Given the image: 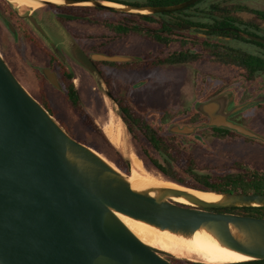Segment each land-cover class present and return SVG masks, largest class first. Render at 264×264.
<instances>
[{"label": "water", "instance_id": "95a60500", "mask_svg": "<svg viewBox=\"0 0 264 264\" xmlns=\"http://www.w3.org/2000/svg\"><path fill=\"white\" fill-rule=\"evenodd\" d=\"M29 1L40 6L87 4L152 14L181 10L199 0L169 5L110 0ZM30 19L42 31L36 18ZM10 28L15 31L13 25ZM235 30L264 43L261 36ZM66 35L72 57L94 74L102 87L103 76L94 59L131 58L102 53L89 56L73 35ZM51 45L54 53L62 57L54 41ZM41 71L53 85L61 86L55 71L48 67ZM103 88L126 124L114 95ZM217 104L212 100L203 106L211 112ZM208 125L264 141L262 135L219 112L212 114ZM197 128L178 130L191 132ZM124 155L131 171L132 160L127 153ZM182 186L212 193L215 198L204 199L188 189L171 186L134 187L128 173L64 129L22 84L0 53V264H177L171 258L188 259L143 241L123 216L177 236L200 235L205 242L242 255L245 260L264 259V216L214 210L264 206V192Z\"/></svg>", "mask_w": 264, "mask_h": 264}, {"label": "rangeland", "instance_id": "374dc122", "mask_svg": "<svg viewBox=\"0 0 264 264\" xmlns=\"http://www.w3.org/2000/svg\"><path fill=\"white\" fill-rule=\"evenodd\" d=\"M136 1L143 3L148 0ZM208 4L221 5L215 10L218 14L256 24L264 36V18L256 14V11L264 10V0H203L198 6ZM30 8L31 6L26 5L16 7L8 0H0V53L22 84L49 110L64 129L97 150L123 172L131 173L124 154L130 156L133 166L131 154L134 152L147 174L163 181L175 182L172 180L179 179L185 181L180 184L186 186L195 182L196 174L208 175L210 181H219L223 175L240 171L242 167L264 173V141L249 138L235 131L221 134L211 129H203V124L191 125L198 126L196 130L200 131L197 132V137L185 134L174 136L167 131V124H157L158 119L162 117L170 120L172 116L191 109L195 99L202 94L201 81L207 83L217 79L223 82V87L235 82L243 83L242 86L247 87L243 98L254 97L248 105L262 102L261 105L253 107L251 114H248V111L244 113L243 121L248 128L264 137V98L252 103L264 96V92L255 96L257 88L264 83L262 78L246 80L241 75L245 73L243 69L220 63L208 50L204 57L190 64L155 66L150 61L151 57L157 55L165 57L169 52L187 46L177 41L165 45L146 34L119 35V31L115 33L107 30L105 26L108 23L113 26L120 20L119 14L86 7L88 8L86 13L90 18L68 21L69 28L82 38H97L99 42L104 41L101 44L105 42L108 44L98 45L99 49L108 50L113 55L136 54L142 57L143 61L140 63L122 62L113 66L107 65V77L115 80V86L110 87L103 78V87L110 89L117 102L119 99L123 105L128 106L131 113L139 117L141 122L160 126L159 131L168 138L165 147L172 156L170 163H166L142 132L139 131L136 137L129 130L116 114L112 99L105 93L97 77L88 69L75 60L67 64L68 71L74 72L73 82L81 96L79 106H74L68 100L63 88H58L48 81L40 67L45 66L48 53L53 51L23 19V14ZM43 9H48V6H42L41 10ZM3 17H7L13 27L20 30L23 35L14 34ZM173 19L180 23L183 20L181 16ZM109 34L110 38L104 36ZM197 48L201 50V46L198 45ZM63 79L65 81L64 77ZM133 84L138 87L134 88ZM112 116L117 118L123 130V137L125 136L120 145L112 142L104 131V126L110 123ZM151 157L160 161L170 175L156 167ZM171 259L177 264H190L188 261H194L192 258Z\"/></svg>", "mask_w": 264, "mask_h": 264}, {"label": "flooded vegetation", "instance_id": "af4514ba", "mask_svg": "<svg viewBox=\"0 0 264 264\" xmlns=\"http://www.w3.org/2000/svg\"><path fill=\"white\" fill-rule=\"evenodd\" d=\"M110 1H117V2H122V3H128V4H133V5H160L157 3H154L153 0H148L146 2H139L136 0H110ZM197 3V2H196ZM193 4L192 6H194ZM187 7L189 8L188 11L185 12V14H180L176 13V11H169V12H158V13H152L157 15L158 19L161 18L159 21H146L139 16H131V15H126L125 13H135V12H125V11H119V12H124L123 14H119L121 16L120 20L113 26L111 24H107L105 27L109 31H113L119 35H128L131 33L135 34H146L148 36L153 37L156 41L159 43L169 45L174 41L181 42L183 41V44L186 45L187 49L194 48L195 42L199 43V46H201V50L198 51L200 54V57L197 59H201L202 57L205 56L206 51L210 53L212 57L216 59V55L222 48L221 46V40L223 39L222 35L219 33V31H222L223 27L213 25L214 21L210 20L207 21V18L209 16L215 15L214 17H222L224 15L218 14L215 12L216 9H219L221 5H214V4H208L202 7ZM86 7H93V9H96L94 5H87V4H72V5H48V9H43L41 10L42 6L40 7H31L30 9L27 10L25 14H23V19L25 22L29 25H31L35 31L39 34V36L43 39L45 43L48 44V46L52 49L53 47L51 45V42L54 41L55 44L60 48L62 51V57L55 54L54 51L52 53H48L47 55V60L45 63V66H41L40 70L42 68H50L52 71H55L57 73L58 79L60 81L61 86L58 88H63L65 85L64 83L66 82V73H73L70 70L68 71L67 69V64L68 62L75 60L70 52L68 51V46H69V40L67 37V33H71L76 41L80 44L82 49L89 55L91 56L92 54L96 53H102V54H107V55H113L111 52L108 50H102L99 49L98 45H103L107 46L108 44L102 40L101 42L98 41L96 38H90V37H84L82 38L79 36L76 32L72 31L69 26H68V21H74V20H81L84 18H90L88 16L87 9ZM101 8V7H100ZM106 9V8H103ZM185 9V8H184ZM98 10V9H96ZM107 10H112V9H107ZM102 12H107L111 13L106 10H99ZM118 11V10H114ZM259 11H264V10H259ZM173 12V13H171ZM164 13V14H163ZM117 14V13H114ZM135 14H142V13H135ZM161 14V15H160ZM256 14L259 15L261 18H264L262 15L259 14L258 11H256ZM22 15V13H21ZM30 16H34L37 20V22L41 25L42 31H40L36 26L33 24V22L30 19ZM164 16V17H163ZM176 16H181L183 18L182 22H177L178 20L173 19V17ZM227 17V16H225ZM230 18V17H228ZM233 19V18H230ZM3 20L5 23H7L8 27L10 28V25H12L7 17H3ZM180 20V21H181ZM162 23H165L167 25L166 28L162 27ZM253 26H250V31L246 32L243 30V25L240 24L239 22H234V25H229L226 26L225 28L228 30H231L233 32L239 33L238 30L241 32L247 33V34H254L257 36H261L264 38V36L261 35V28L257 26L256 24L249 23V22H244ZM137 25H145L149 30L146 32H140L135 30L133 27ZM255 25V26H254ZM122 26L128 28V29H123ZM178 27V28H176ZM11 29V28H10ZM15 29V28H14ZM171 29V30H169ZM11 31L16 34V35H23V33L15 29ZM154 31L158 33V37L154 36ZM215 31L216 33H213ZM182 33H188V35H183ZM111 34V33H110ZM104 35L108 38L111 37V35ZM116 35V34H114ZM242 35V34H241ZM188 36V37H186ZM244 36V35H242ZM202 37V38H201ZM246 37V36H244ZM248 38V37H247ZM212 40V39H218V42H213L212 46H205V40ZM250 39V38H249ZM207 40V41H208ZM252 40V39H251ZM206 41V42H207ZM256 41V40H254ZM226 42L232 46H238L237 43L238 41L233 39L231 36L230 38H226ZM259 42V41H257ZM232 43H235L233 45ZM262 43V42H261ZM264 44V43H263ZM189 45V47H188ZM97 46V47H96ZM182 50V49H180ZM177 50V51H180ZM172 52H169L165 57L162 56H155L151 57L152 59L150 60L155 66H160V65H183V64H190L193 63L194 61L190 62H185V63H178V64H168L162 62L166 57L171 55ZM117 54H122V53H117ZM124 54V53H123ZM127 56H130V60H124V61H111V60H102V59H94L95 65L98 67L100 70L104 80L109 84L110 87L113 88L115 86V83L113 79H108L107 73H106V67L107 65L113 66L116 63H140L143 61L142 57L136 54H124ZM195 60V61H197ZM217 60V59H216ZM76 61V60H75ZM219 61V60H218ZM79 63L78 61H76ZM220 62V61H219ZM222 64H226L223 62H220ZM81 66H83L81 63H79ZM231 66H236L232 64H228ZM84 67V66H83ZM86 68V67H85ZM238 69H243L245 73H241L242 76L245 77L246 80L248 81H253L258 78H262L264 80V73L261 72L255 76H250L249 72L240 67L236 66ZM87 69V68H86ZM44 75V74H43ZM65 78V81L63 79ZM74 77V76H73ZM73 80V78H72ZM49 81V80H48ZM206 81V80H205ZM50 82V81H49ZM51 83V82H50ZM243 83L240 84V82H235L232 83L228 86L223 87V82L221 80L215 79L214 81H209L205 83L203 80L200 83V91L202 94H200L194 101V103L191 105V109H187L183 111L181 114H177L172 116V118L169 120L165 119V117L158 119V123L162 124H167V131L171 133L174 136H178L181 134V136L185 135H193L197 137V132L200 130H193L191 132H183L178 130V128L182 127H192L191 125H196V124H203L204 128L203 129H211L215 132L221 133V134H228L231 133L232 131L223 127H217V126H210L208 123L212 121V114H217L218 112L221 113L222 115L226 116L228 120H231L233 122H237L241 125H245L243 121V116L244 113L251 114V111H253V107L257 105H261L262 102H259L258 104H253V105H247L251 102V100L254 98L250 99H244L245 91L247 87L242 86ZM55 86V85H54ZM134 88L138 87L136 84H133ZM256 91V95H259L261 92H264V83L263 85H260ZM203 97V98H202ZM243 98V99H242ZM216 100L218 101L217 104V109L215 107V110H212L211 112H208L206 110V107L203 106L208 101ZM156 123V122H155ZM152 128L157 133V139L164 144L166 140H168L167 136L160 132V126H155L154 124L151 125ZM247 127V126H246ZM220 130H229L230 132H224ZM252 130V129H251ZM254 131V130H253ZM199 138H201L199 136Z\"/></svg>", "mask_w": 264, "mask_h": 264}, {"label": "trees", "instance_id": "16d2710c", "mask_svg": "<svg viewBox=\"0 0 264 264\" xmlns=\"http://www.w3.org/2000/svg\"><path fill=\"white\" fill-rule=\"evenodd\" d=\"M185 0H153L154 3L160 5H169L180 3ZM203 0H199L192 7H197L200 2ZM199 7V6H198ZM98 10H106L111 13L123 14L124 12L107 10L100 7H95ZM189 8L177 10L176 13L185 14ZM260 15L264 17V11H258ZM173 13V12H171ZM126 15L131 16H139V18L146 21H159L161 18H157L158 16L155 14H135V13H125ZM164 14V13H163ZM161 15V14H160ZM215 15L209 16L207 21L213 20V25H217L223 27L222 31L219 33L222 35L223 39L221 40L222 48L216 55V59L220 62L226 64H232L236 66H240L246 69L250 76H255L261 72L264 73V44L261 42H257L251 40L247 37L242 36L239 33L233 32L231 30L226 29V26L234 25V22H239L243 25V30L249 32L250 24L239 21L238 19H230L228 17H214ZM164 17V16H163ZM162 27L166 28L167 25L162 23ZM255 26V25H254ZM124 29H128L122 26ZM135 30L140 32H146L149 29L145 27V25H137L133 27ZM129 30V29H128ZM171 30V29H169ZM213 33H216L213 31ZM154 36L158 37V33L154 31ZM233 37V39L238 41V46H232L226 42V38ZM202 38V37H201ZM206 39L205 46H212L215 42H218V39L208 40ZM207 41V42H206ZM214 42V43H213ZM183 43V41H182ZM252 45H246V44ZM198 42L194 43V48L187 49L182 48L180 51H174L166 57L162 62L168 64H178L185 63L190 61H195L200 57L198 53L199 49L197 46ZM67 82H65V86L63 87L68 100L74 105L79 106L81 104V96L79 94L78 88L73 82L72 78L74 76L73 73H66ZM119 106L121 108L122 114L125 118V122L129 128V130L138 137L139 131L142 132L146 138L150 141L153 147L162 155L166 163H170L172 160L171 153L165 147V143L162 144L159 139H157V133L152 128V126L148 123L141 122L139 117H136L131 113L128 106L123 105L118 99ZM224 132H230L229 130H220ZM152 162L156 167H158L162 172L166 175H170V172L167 168L157 159L152 158ZM195 182L191 183V187L201 188V189H209V190H217V191H243V192H264V173L255 169H249L247 167H242L240 171L237 172H229L221 177L219 181H210V177L204 174H196ZM172 181L178 183H184L185 181L174 179ZM216 211H229V212H237L249 215L256 216H264V206H242V207H225V208H215ZM190 264H264V259L262 260H245L238 262H223V263H209V262H200V261H188Z\"/></svg>", "mask_w": 264, "mask_h": 264}, {"label": "bare ground", "instance_id": "6f19581e", "mask_svg": "<svg viewBox=\"0 0 264 264\" xmlns=\"http://www.w3.org/2000/svg\"><path fill=\"white\" fill-rule=\"evenodd\" d=\"M12 1L20 6L26 5L34 8L40 7L39 3L29 0ZM106 3L116 5L114 2ZM110 110L112 112L111 107ZM116 119L117 118L112 116L110 123L104 126V131L112 142H114L115 144L119 143L120 145L125 136L123 137V130ZM131 156L133 159V166L131 169V173L129 174V181L134 187L142 188L147 186H171L181 189H188L204 199L215 198V195L209 192H201L182 186L175 182L159 180L145 172L141 160L137 157L136 154H134V152L131 154ZM122 218L125 223L132 229V231H134L143 241L155 245L161 249L170 251L176 255H182L194 260H202L203 262L209 263L238 262L245 261L246 259V257L242 255L205 242V240L200 235L192 236L189 238L177 236L167 231H159L150 225L126 216H123Z\"/></svg>", "mask_w": 264, "mask_h": 264}]
</instances>
